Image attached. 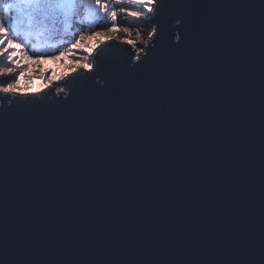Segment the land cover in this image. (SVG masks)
<instances>
[{
  "label": "water",
  "instance_id": "95a60500",
  "mask_svg": "<svg viewBox=\"0 0 264 264\" xmlns=\"http://www.w3.org/2000/svg\"><path fill=\"white\" fill-rule=\"evenodd\" d=\"M260 2L200 0L193 8L188 47L170 52L171 42H165L135 81L137 119L99 123L86 148V134L79 127L53 139L58 120L80 119L79 112L59 105L58 97L42 106L30 133L5 117L0 123V245L5 264H230L236 246L232 236L210 247L205 236L181 231L185 218L193 215L209 222L230 218L238 231L251 234L250 243L257 242ZM194 53L202 54L203 70L177 80L191 87L178 86L166 96L158 92L160 78L181 72ZM117 59L128 66V53L114 51L101 61L97 78L88 82L89 89L100 92V111L113 104L102 86ZM154 96L161 97L159 104L148 102ZM76 101L88 104L79 90ZM16 111L31 109L18 106ZM154 113L168 121L163 137ZM188 154L191 159L185 162ZM226 158L243 174L233 189L235 200L220 191ZM34 224L38 229L31 251L21 256V238ZM122 230L134 234L133 249L121 245ZM162 231L165 246L154 251L153 238Z\"/></svg>",
  "mask_w": 264,
  "mask_h": 264
},
{
  "label": "snow or ice",
  "instance_id": "6c2138e0",
  "mask_svg": "<svg viewBox=\"0 0 264 264\" xmlns=\"http://www.w3.org/2000/svg\"><path fill=\"white\" fill-rule=\"evenodd\" d=\"M200 0H0V123L5 117L9 123L23 133H30L35 128L42 113L40 109L47 104L50 97H58V104L71 107L80 113L77 121L61 118L55 129L59 133L72 128H82L86 134L82 147L92 142V133L99 123L110 126L114 120L122 123L134 121L138 113L134 107L135 90L133 85L140 75L149 67L154 53L165 42H171L170 52L186 49L193 38L191 26L195 24L193 8ZM125 5L129 7H125ZM261 63H260V230L255 244L250 243L251 234L238 231L230 218L220 217L209 222L198 215L186 217L181 231L189 236L202 235L210 247L219 245L226 237L232 236L236 246L230 251V264H264V0H261ZM127 17L126 26L120 19ZM175 33L171 39L169 25ZM80 27L77 31V26ZM141 26L149 27L147 39H142ZM63 29L71 31L67 46L56 49L36 47L32 43L34 35H59ZM135 38H134V36ZM138 42L142 47H138ZM120 44L127 48H119ZM131 50V51H129ZM118 51L128 53V66L119 59L108 69L109 78L102 86L106 99H112L111 109L100 111L97 101L98 90L89 89L88 82L95 80L102 70L101 61L107 55ZM69 60L62 70H54L51 75L42 73L41 87L33 90L22 87L26 77L30 78L33 67H40L52 62ZM202 54L194 53L182 66V71L170 77H161L158 92L168 95L178 86L183 89L191 87L182 82L177 84L186 72L197 73L203 70ZM212 69H209L211 73ZM210 78V77H209ZM87 98V105L76 101L77 91ZM62 94V95H61ZM160 96L152 97L150 104H159ZM18 106L31 111L17 112ZM153 119L160 125L161 137L167 131L168 121L161 119L160 113H154ZM224 144L228 140L224 139ZM212 140V146H216ZM185 162L191 155L185 156ZM220 191L228 198L236 185L242 182L243 174L230 158L224 160L219 173ZM92 232L91 222H87ZM38 226L32 225L21 238V256L31 251L32 240ZM120 243L125 249L135 247L134 234L121 231ZM165 246L163 231L153 238V250L161 251ZM0 264H5L3 248L0 245ZM19 264H28L21 260ZM166 264V262H165Z\"/></svg>",
  "mask_w": 264,
  "mask_h": 264
},
{
  "label": "rangeland",
  "instance_id": "374dc122",
  "mask_svg": "<svg viewBox=\"0 0 264 264\" xmlns=\"http://www.w3.org/2000/svg\"><path fill=\"white\" fill-rule=\"evenodd\" d=\"M125 7H129V6L125 5ZM128 19L129 18H127V17H123L122 18V20L125 21V22H128ZM85 27H87V25ZM65 33H66V35L64 36V38H62V41H56L54 39H51V38L54 37V35H48V34H45V35H34L32 37V39L33 40L37 39V40L41 41L42 42V47H48V48H51V49L54 50V49H56V48H58L60 46H67L66 42H67L68 39L71 38V31H68V32H65ZM133 36H134V34H133ZM134 38H135V36H134ZM142 39H144V38L142 37ZM138 45H140L139 42H138ZM40 47H41V45H40ZM68 63H70L69 60H64L62 62H55V64H53L52 62H49L48 64H46L44 66L33 67L32 72L30 73V78L29 77L25 78V81L22 82V87L34 88L35 85L33 84V81H32L33 78L41 76L40 75L41 73L43 75H45V76L51 75V73L54 70H57V71L58 70H62L63 66L67 65Z\"/></svg>",
  "mask_w": 264,
  "mask_h": 264
},
{
  "label": "trees",
  "instance_id": "16d2710c",
  "mask_svg": "<svg viewBox=\"0 0 264 264\" xmlns=\"http://www.w3.org/2000/svg\"><path fill=\"white\" fill-rule=\"evenodd\" d=\"M120 24L121 25H124V26H126L127 25V23L128 22H125V21H123L122 20V18L120 19ZM86 25H84V26H77V29L76 30H79V28L80 27H85ZM150 31V28L149 27H145V26H141V34H142V37L144 38V39H147V35H148V32ZM68 34V33H67ZM66 35V33H65V31L63 30V29H61V32H60V34L59 35H54V37L53 38H51V39H54V40H56V41H62V38H64V36ZM34 42V43H33ZM32 43L34 44V46H36V47H40V45H41V47H42V42L41 41H39V40H37V39H32Z\"/></svg>",
  "mask_w": 264,
  "mask_h": 264
},
{
  "label": "bare ground",
  "instance_id": "6f19581e",
  "mask_svg": "<svg viewBox=\"0 0 264 264\" xmlns=\"http://www.w3.org/2000/svg\"><path fill=\"white\" fill-rule=\"evenodd\" d=\"M32 81H33V84L35 85V87L32 88L34 91L41 87V84H42L41 76L33 78Z\"/></svg>",
  "mask_w": 264,
  "mask_h": 264
}]
</instances>
